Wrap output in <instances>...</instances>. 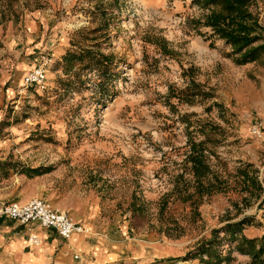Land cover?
<instances>
[{
  "label": "rangeland",
  "instance_id": "1",
  "mask_svg": "<svg viewBox=\"0 0 264 264\" xmlns=\"http://www.w3.org/2000/svg\"><path fill=\"white\" fill-rule=\"evenodd\" d=\"M248 10L264 46V0ZM211 11L197 0H0V162L48 169L40 188L65 195L93 233L126 239V262L249 264L239 240L264 234V54L240 64L198 26ZM41 55L45 89L25 88ZM193 144L202 179L186 161ZM13 175L0 170V183ZM244 218L231 238L226 225Z\"/></svg>",
  "mask_w": 264,
  "mask_h": 264
},
{
  "label": "crops",
  "instance_id": "2",
  "mask_svg": "<svg viewBox=\"0 0 264 264\" xmlns=\"http://www.w3.org/2000/svg\"><path fill=\"white\" fill-rule=\"evenodd\" d=\"M42 176L28 178L13 175L0 183V204H23L30 199H43L55 210L67 213L77 223L88 229L84 235H73L69 241L58 237L51 229L37 223L20 225L0 217V264H133L126 262V239L116 241L105 235L93 233L85 220L77 215L63 200L40 188ZM5 190V192H3ZM32 238L35 244L27 242Z\"/></svg>",
  "mask_w": 264,
  "mask_h": 264
},
{
  "label": "trees",
  "instance_id": "3",
  "mask_svg": "<svg viewBox=\"0 0 264 264\" xmlns=\"http://www.w3.org/2000/svg\"><path fill=\"white\" fill-rule=\"evenodd\" d=\"M249 2L250 0H197L202 8L212 9L211 14L206 16L203 24L200 21L197 22L198 26L209 28L214 35L229 44L233 53L238 54L237 60L240 64L255 61L264 54L263 45H253L258 40L259 36L256 33L259 30L256 21L249 13ZM186 161L191 163V168L198 176L197 178L202 179L207 175L208 167L205 165L201 145H192ZM7 169H12L15 173L23 174L28 178L42 176L48 172V169L43 167L29 168L17 162H0V170L4 175H6ZM203 188L204 186H200L198 193H201ZM246 224H248L247 218L228 224L226 225V233L233 238L241 232L242 226ZM212 242L213 239L202 241L197 247L199 251L197 255L202 256L201 254L207 253ZM236 251L248 255L250 257L249 264H264V234L259 239L249 240L241 237ZM219 262L220 259H217L215 264H219ZM204 264H213V262L208 259Z\"/></svg>",
  "mask_w": 264,
  "mask_h": 264
},
{
  "label": "built area",
  "instance_id": "4",
  "mask_svg": "<svg viewBox=\"0 0 264 264\" xmlns=\"http://www.w3.org/2000/svg\"><path fill=\"white\" fill-rule=\"evenodd\" d=\"M50 64L51 58L48 55H41L37 65L23 77V86L43 91ZM252 133L259 137V126H253ZM0 217H7L20 225L37 223L41 228L54 230L58 237L65 241H69L73 235L88 233L84 225L74 222L67 213L53 209L48 202L41 199H31L23 204L2 203L0 204ZM27 242L35 244L32 238H28Z\"/></svg>",
  "mask_w": 264,
  "mask_h": 264
}]
</instances>
